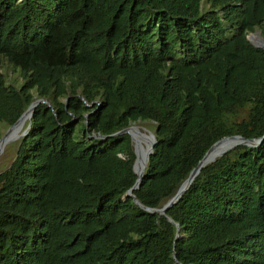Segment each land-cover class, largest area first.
Segmentation results:
<instances>
[{"label":"trees","instance_id":"trees-1","mask_svg":"<svg viewBox=\"0 0 264 264\" xmlns=\"http://www.w3.org/2000/svg\"><path fill=\"white\" fill-rule=\"evenodd\" d=\"M254 32L264 0H0V138L48 102L0 172V264H264V140L202 168L161 216L125 197L135 155L113 136L154 126L133 192L149 209L216 142L264 137Z\"/></svg>","mask_w":264,"mask_h":264},{"label":"water","instance_id":"water-1","mask_svg":"<svg viewBox=\"0 0 264 264\" xmlns=\"http://www.w3.org/2000/svg\"><path fill=\"white\" fill-rule=\"evenodd\" d=\"M250 39H252V37H250ZM250 41H252V40H250ZM252 45L255 46L256 48L264 49V40H259V41H256L255 43L252 42ZM40 103L48 105V102L47 101H43V100H37V101L33 102L30 105V107L19 117V119L11 127H9L6 130V132L2 135V137L0 138V144H1V147H2L1 150H0V153L3 151L5 145H7L10 142L14 141L12 139L13 136L10 138L11 133L21 123V121L25 117H27L26 120L28 121V126L24 130V132L21 134L20 137L26 136L27 130L29 129V126H30V121H31V117H32L33 111H34L35 107L38 104H40ZM88 106L91 107L92 105H88ZM133 129H134V127L130 126V127L126 128V129H123V130H121V131H119V132H117L116 134L113 135V136H117V135L127 134L130 137L131 144H132V147H133V152H134V155H135V160H134V164H133V173H134V175L137 178H136V181H135L133 187L126 193L125 197L126 198L129 197V198L133 199L134 204L139 206L142 210H144V211H146V212H148L150 214H159L161 216H165V214L168 211V209H170L180 199V197L188 189V187L190 186V184L192 183V181L198 175V173L200 172V170L202 168H204L208 164L214 162L216 159L222 157L225 153L229 152L230 150L234 149L237 146L256 147L264 140V137H262L260 139H251V140H249V139H244L241 136H231V137H225V138L221 139L220 141L216 142L214 145L211 146V148L206 152L204 157L198 163L197 167L194 168L191 171V173L189 174L188 178L182 183V185L180 186V188L178 189L176 194L171 199H169L163 205L162 208H160V209H149V208L143 207L142 205H140L137 202V200L135 199V197L133 195V192L135 190H137L139 188L140 184H141V180L143 178V174H144L148 159H149L150 155L153 152V146L155 144V136H154V134L150 135L151 139H148L146 136L144 137V135H140V136H142L141 137V142H140V141H137L136 139H134V137L132 135ZM225 139H231V140L235 141L234 145L231 148H229V150H227L226 152L221 154L215 160L208 161L209 153L213 150V148L216 145H218L221 141H223ZM145 142L147 144H149V149H148V151L143 153V157H144L143 161L140 163V165H138L139 164V160H142V157L138 154V150H137L136 146H140L141 143H145ZM136 166H138V168H136ZM168 221L171 222L170 220H168ZM175 226L177 227V225H175ZM176 238H178V236Z\"/></svg>","mask_w":264,"mask_h":264},{"label":"rangeland","instance_id":"rangeland-1","mask_svg":"<svg viewBox=\"0 0 264 264\" xmlns=\"http://www.w3.org/2000/svg\"><path fill=\"white\" fill-rule=\"evenodd\" d=\"M250 37H252V39H250ZM247 38L249 41L252 40L250 41L251 44L252 42L255 43L256 41L264 40L261 38L258 32H254L251 35H248ZM26 122L25 121L24 123L22 122L23 126L19 129L20 134H17V138L14 141L10 142L9 144L5 145L3 151L0 153V172L6 169L11 164L13 157H14V153H15L16 143L20 138H22L20 136L28 126V125L26 126ZM131 126L136 128L135 129L136 132L140 133L141 135H144V137L146 136L148 139L151 138L150 135H153V131H154L153 124L137 122V123L132 124ZM5 132L6 131H3L2 133L4 134ZM13 134L16 135V129L13 131L10 138L12 137ZM223 145L225 146L226 144L225 143L219 144V148L222 147ZM136 148L138 150V153L141 154L146 151L147 143H141L140 146H136Z\"/></svg>","mask_w":264,"mask_h":264},{"label":"bare ground","instance_id":"bare-ground-1","mask_svg":"<svg viewBox=\"0 0 264 264\" xmlns=\"http://www.w3.org/2000/svg\"><path fill=\"white\" fill-rule=\"evenodd\" d=\"M25 119H27V117H25L22 121H21V123L25 120ZM27 121V120H26ZM20 123V124H21ZM19 124V125H20ZM16 129V128H15ZM14 129V130H15ZM135 127H134V131H132V135H133V137H134V139H136L137 141H140L141 142V137L142 136H140L141 134L140 133H138V132H136L135 131ZM13 130V131H14ZM13 133V132H12ZM11 133V134H12ZM151 139V138H150ZM225 140H227V139H225ZM224 141V140H223ZM222 142V141H221ZM225 142V141H224ZM146 143V142H145ZM234 143L235 142H231V143H229V144H226L225 146L223 145L222 147H220L219 148V145H216L214 148H213V150L209 153V155H208V161H211V160H215L216 158H218L221 154H223L224 152H226L227 150H229V148H231L233 145H234ZM222 144V143H221ZM3 146V145H2ZM0 148H1V144H0ZM148 149H149V144H147V149H146V151H148ZM145 151V152H146ZM145 152H143V153H145ZM143 153H138L141 157H142V160H139V164L138 165H140V163L143 161ZM136 168H138V166H136Z\"/></svg>","mask_w":264,"mask_h":264},{"label":"clouds","instance_id":"clouds-1","mask_svg":"<svg viewBox=\"0 0 264 264\" xmlns=\"http://www.w3.org/2000/svg\"><path fill=\"white\" fill-rule=\"evenodd\" d=\"M249 35H251V34H249ZM249 41V40H248ZM250 42V41H249ZM251 43V42H250Z\"/></svg>","mask_w":264,"mask_h":264}]
</instances>
